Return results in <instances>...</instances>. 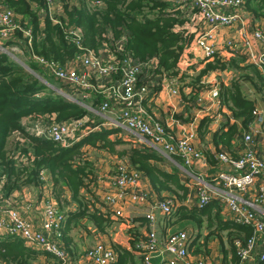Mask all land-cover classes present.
Wrapping results in <instances>:
<instances>
[{
	"label": "trees",
	"instance_id": "1",
	"mask_svg": "<svg viewBox=\"0 0 264 264\" xmlns=\"http://www.w3.org/2000/svg\"><path fill=\"white\" fill-rule=\"evenodd\" d=\"M59 1L62 13L51 15L44 0H0L1 5L14 13L17 21L11 37L17 43L23 42V32L30 30L31 47L28 55L66 67L77 56L106 48L121 62L129 58L133 66L138 68L137 90L148 88L151 94H156L164 80L177 79L181 85L180 90L190 89L189 95L183 96L187 103L186 113L173 116L175 121L182 124L190 122L191 111L198 109L197 102L200 103V99L208 92L204 91L206 82L201 80L202 77H207L213 72L238 74V77L232 79L228 85L221 83L219 87L217 99L220 107L229 113L227 123L213 135L214 143L218 146H215V153L230 152V141L234 138L240 139L239 128H245L253 121L257 102L264 103V80L257 68L247 63L242 55L226 60L216 54L212 60L204 61L203 68L195 76L179 71L180 57L194 39L192 34L187 33L189 15L186 14V10L182 12L177 6H172L164 0ZM244 8L250 12L254 23L264 18V0H246ZM189 11L190 14L198 12L195 8ZM53 20L59 23H54ZM19 25L22 30L19 29ZM69 26H75L80 30L78 41L67 33ZM151 62L154 63L152 68L145 67L151 66ZM23 64L32 73L26 71ZM120 77V74L116 73L111 76L110 81L118 83ZM108 81H104L105 85ZM244 83L249 84L260 99L252 98V95L247 96L242 89ZM50 84L73 94L66 84L53 79L44 68L31 59L23 60L19 56L14 59L10 54L0 52L2 199H8L15 192L24 189L41 190L43 181L40 174L48 172L52 185L51 194L59 211H63L71 204L75 205L73 212H64L65 225L62 229L66 251L71 257H75L68 248L70 240L66 237L71 229L83 225L82 221H86L96 233L107 235L108 231L118 224L111 219L110 211L102 212L100 208H96V202L92 200L89 191L90 184L96 182L98 174L85 149H98L102 153L116 156L133 168L140 175V180L147 181L151 188L150 196L158 200L168 197L174 201V210L164 217L162 223L171 224V221H175L176 225L170 233L177 232V226L181 230L185 222L196 226L197 238L190 244L192 255L209 259L208 255L211 254L209 242L216 239L222 246L227 247L221 252L223 264L240 262L236 255L234 240L240 241L244 246L251 235V230L223 218L222 205L218 200L212 199L201 208L196 205L187 206L185 201L190 194L188 179L174 166V163H181L177 156L170 162L145 144L136 146L131 142L129 148L118 150L117 147L128 142L112 139L111 137L119 133L115 129L103 128L91 132L68 147L24 133L21 121L28 117L32 119L55 117L56 123L84 117L90 120L98 118L77 102L54 95L56 91L50 89ZM88 91L93 93L92 90ZM93 94L95 96H88L84 103L100 108L105 100L97 93ZM210 118L205 116L195 124L201 140L208 133ZM229 119L238 122L239 126L235 122L230 124ZM160 122L165 128L164 122L161 120ZM88 125L98 126L90 122ZM15 133H19V140H15ZM10 139L13 141L8 147ZM214 155L209 152L204 155L211 168L216 166ZM164 166L171 171L166 170ZM138 219L134 218L133 224L140 222L139 227H132L126 232L129 249L110 243L116 255L113 264H146L144 257L147 252L139 250L137 244L145 243V236L139 229L143 225L147 232L148 224L144 218ZM202 229L207 230V235L205 233L206 236L201 240L199 233ZM39 257L55 259L42 251L26 247L19 238L11 236L0 238V264H35ZM154 261L152 258L149 263L152 264Z\"/></svg>",
	"mask_w": 264,
	"mask_h": 264
},
{
	"label": "built area",
	"instance_id": "2",
	"mask_svg": "<svg viewBox=\"0 0 264 264\" xmlns=\"http://www.w3.org/2000/svg\"><path fill=\"white\" fill-rule=\"evenodd\" d=\"M245 1L172 0L179 9L183 7L197 9L198 12L191 14L189 21L195 27L193 42L205 59L212 60L218 52L216 51L218 43L214 41L217 30H232L236 37L239 33L240 41L229 39L236 38L231 36L222 45L229 51L239 52L240 55L243 51L246 62L255 66L264 80V25L251 22V14L244 8ZM44 2L48 7L46 0ZM48 11L50 13L49 8ZM14 18L15 15L10 9L0 5V41H2L0 51L2 52L6 49L3 48L5 41L16 29ZM53 22L59 23L57 20ZM67 33L78 41L81 32L75 26H69ZM25 34L29 36L26 41L29 50L30 30ZM255 46H260L261 50ZM104 51L108 53L106 59L100 57ZM29 59L44 68L53 79L66 84L73 91L71 96H82L87 99L85 91L88 90L101 94L105 102L100 106V114L105 112L113 114L115 109L120 107L121 109L116 120L102 121L100 125L93 127L88 125L89 122L92 124L88 117L62 123H56L55 117L41 119L28 117L21 121L24 133L68 147L88 133L100 131V127L123 131L120 129L122 127L142 138L143 144H148L147 147L156 149L167 159L172 161V157H180L191 172L196 171L206 176V172L213 169V181L228 191L225 196L215 199L226 204L227 214L231 216L230 220L251 230V235L244 246L240 241L234 240L237 257L243 263L254 262V252L262 248L263 252L257 263L264 264V115L262 113L254 111L253 121L245 128H241V149L237 154L214 153L216 166L211 168L203 153H200L195 145V130L189 133L185 131L181 133L178 130L175 135L173 129L166 123L164 128L150 111L155 94L149 97L148 88L136 89L139 71L129 58L121 62L109 50L103 48L98 52H87L77 56L66 67L36 56L30 55ZM153 66L154 63L151 62V66L145 67ZM116 73L121 76L118 83L110 81L111 76ZM103 80H109L107 85ZM179 86L177 79L164 80L160 89L177 96ZM210 94L214 95L213 92ZM14 137L19 140V133H15ZM198 168L201 169L196 170ZM40 179L44 181V172L40 174ZM92 186V184L89 186L91 196L99 197L98 202L111 212V218L115 221L126 216L127 207L142 209L148 231L144 234L145 243L140 242L137 247L147 252L144 257L146 264H150L152 258H158L157 264H211L209 259L191 254L190 244L195 236L190 232L179 230L175 233L169 231L163 237L157 235V224L172 213L174 201L168 197L158 200L150 196L149 191L141 187L140 175L125 162L117 163L112 171L98 175L96 187ZM189 198L185 201L187 206L192 203ZM212 198L208 186L202 180H198L195 205L201 208ZM40 212L38 230L33 231L30 224L13 210L11 198L0 197V232H4L5 236L19 238L28 248L34 247L33 249L54 257L53 261L59 262L58 264H73L71 255L63 244L62 229L65 225V216L59 211L50 192L41 200ZM158 216L159 221H157ZM95 244L79 259H83L87 264H113L116 255L111 245L98 234ZM49 263L52 264V261L43 258L40 264Z\"/></svg>",
	"mask_w": 264,
	"mask_h": 264
},
{
	"label": "crops",
	"instance_id": "3",
	"mask_svg": "<svg viewBox=\"0 0 264 264\" xmlns=\"http://www.w3.org/2000/svg\"><path fill=\"white\" fill-rule=\"evenodd\" d=\"M59 3H60V1L57 2V6H58ZM60 5H61V3H60ZM57 6L54 8V10H51L53 15H57V11L59 10V9H57ZM247 12H249V11H247ZM251 22L254 23L252 20H251ZM255 22L258 23V24L264 25V20H259L258 19ZM194 30H195L194 24H192L189 21V24L187 26V32L191 33L194 36ZM231 36L236 37L235 32L232 31V30H225V29H223V30L218 29L217 30V36L214 39V41L217 42L218 46L220 47V49L217 52V55H219V57L222 58V59L228 60L231 57L235 56L234 52L229 51L225 46L222 45L224 43V41L228 40V38L231 37ZM229 39H233L236 42H239L240 41L239 33H238V36L236 38H232L231 37ZM255 47L258 50H261L260 46H255ZM204 61H205V57L203 56L202 52L200 50H198V48L195 46L194 42L192 41V43H190V45L187 46L184 49V51H183V53H182V55L180 57V62L178 64V67L180 66V69L185 67L187 69H191L192 71L194 70V71L198 72L201 68H203V66L205 64ZM230 74H232V73H230ZM201 79H202V81H205L204 79H206V77H202ZM103 81H106V80H103ZM225 85H227V84H225ZM178 89H179V93L177 94V96H172L170 94V92H168L167 90H161L158 95L155 94V96H154V98L152 100V103H151L152 105L150 107V111L152 113H154V115L156 116V118L159 119V121L161 120L162 122H164V124H165L166 117L164 116L163 111H162L163 107H161L159 105L160 101L169 102V103H173V102L177 103L178 108L180 107V111L182 110V112L180 114H178V115H183L184 113H186V106L185 105L187 103L185 102L184 97H187L189 95L190 89L188 88L187 90H185V89L180 90L181 87L178 88ZM85 93H86L87 96H95L93 94L94 92L91 93L90 91H85ZM252 93L254 94V95H252L253 96L252 98L260 99L259 95L254 90L252 91ZM98 95L102 96L101 94H98ZM151 95L152 94L149 92V97H151ZM258 105L261 106V107H264V103L262 101L261 102H257V106ZM213 108L217 112L216 116H210V115L204 114L200 118V117H196V115L194 116L196 110H192L193 116L190 117V122L189 123L182 124V123L176 121L177 123H174L172 125V127L174 128L173 130H174L175 133L178 130H180L181 126H183L188 132H193L195 130V134H196L195 145H196L197 149L200 151V153H203V155H205V153H207V152H209L211 154L216 152L215 146H217V145L214 143L213 135L215 133H217L219 130H221L223 128V125L227 123V119L226 118H227V115H228L229 112L225 108H220V107L218 108L217 106H214ZM120 109H121V107L118 108V109H115L113 111V114L112 113L109 114V112H105L104 114H98V117L100 118V122L109 121L110 119L111 120H116V118L119 116V110ZM211 109L212 108H210V110ZM207 110H209V108L206 109L205 111H207ZM173 116H177V115H173ZM205 116L211 117L210 118L211 119V123H210L209 128H208V133L205 134L204 139L201 140L198 137L195 124H198V122H200V120L203 117H205ZM234 122L239 126L238 122L234 121L233 119H229V123L230 124H232ZM120 129L123 130V131H118L119 132L118 133L119 137H116V138L111 137L112 139H115V140H118V141H124V142H127L126 139H128L130 141L132 136L136 137L137 139H140L139 137L135 136L133 133H131L130 131L125 130L124 128L121 127ZM239 129L241 130V128H239ZM239 134H241L240 131H239ZM239 140L240 139L234 138V139H232L230 141V146H231L230 147V152L231 153L237 154V152L239 150L238 149V141ZM149 148H151V147H149ZM151 149L154 150L155 152H158L154 148H151ZM158 153L160 154V152H158ZM88 154L89 153H87V156H88ZM105 154L108 155L107 157L109 159L119 160L116 156H113V155H110V154H107V153H105ZM161 155L163 156V154H161ZM178 158L181 160V163H179V164L178 163H174V166L188 179V185H189V182L193 185V184H197L198 180H202L208 186V188L210 189V194H211V197H213V198L222 197V196H225L228 193L227 190L223 189L221 186L217 185L213 181V173H214L213 169H209L206 172V176H203V175L198 174L196 171H192L191 172V170H188V168L184 165L183 160L180 157H178ZM88 159H89V161L94 163L95 168H97L98 174L99 173H106L107 171H112L115 168L116 164L118 163V161H117V163H111L109 161L107 163V165L105 164L103 167H101L100 165H98V163L94 162L93 157H89L88 156ZM167 160L170 161V162H173V159H172V161L169 160V159H167ZM119 162H124V161L119 160ZM164 168L166 170H168V171H171V169L166 167V166H164ZM199 169H201V168H198L196 170H199ZM197 175H200L198 180L196 179ZM206 178H208V179H206ZM210 182H214V184H211ZM141 184H142L141 187L146 189L147 191H150V194H151V188H150V186H148L147 181L146 180H141ZM51 187H52V185H51L50 176H49L48 172H44V181H43V186H42L41 190L24 189V191H22L21 193L22 194H24V192L29 193L28 197L30 199H32V200H35L34 201L35 206H38V208H39V207H41V200L43 199V197L45 195L49 194V192L51 193ZM190 194H191V191H190ZM218 201L222 205V207H221L222 208V212L221 213H222L223 218L224 217H231L230 215L227 214L226 204L225 203L222 204L221 200H218ZM66 209H68V210H66L65 213H67L69 211L73 212L74 209H75V205L71 204ZM101 211L105 212L106 210L104 211L103 209H101ZM110 216H111V213H110ZM125 217L129 219V220H127V221H129V223L127 225L124 222H120V221H115L114 220L115 222H118L117 225L119 226V231H117V229H118V227H117L116 230H115V232L117 231V233L115 234V238L112 239V240L110 239L109 235L96 233L95 229L91 227L92 228V233L100 235L102 237V239H105V238L107 239L108 238L109 242H112L114 244H119L122 247H125V248L129 249L130 248V245H129V242H128L129 239H128L127 235L123 234L121 229H123V228L124 229H130V228L136 227V226L139 227L140 222L139 223L136 222L135 224H133V219L134 218L143 219L142 209H136V210L132 209V210H130L129 212L126 213ZM32 219H35V218L32 217ZM141 219H138V220H141ZM159 220H160V217L158 216L157 221H159ZM170 223L171 224H169V223L163 224L162 222H159L157 224V235L160 236V237L164 236V234H167L173 228V226L176 224L175 221H171ZM186 227L190 231H191V229L197 231V229L195 228L196 226L193 223L185 222V224H183L182 230H186V229H184ZM88 230L91 231L90 227H88ZM178 230H180V229L177 226L176 227V231H178ZM188 230H186V231H188ZM139 231H140L141 234H145L146 233L145 232V228L143 227V225L140 227ZM202 232H203V230H202ZM200 235H201V232L199 233V237H200V239H203L204 237H201ZM203 235L205 236V233H203ZM117 239H121L123 241L117 242ZM94 240H95V236H94ZM209 244H210V247H211V254L208 255V256L210 257L212 255V259H213V263L212 264H223L222 263V253L221 252H222V249L227 248L226 245L222 246L221 243L218 242L217 240H210ZM72 252H73V254H75V257L74 256L71 257L73 264H87L83 259H79L80 255H82V254H80V255L77 254L78 252H77L76 248H74V250L72 248ZM262 252H263L262 248H259L258 250H256L254 252V255H253V257L255 259L254 262L243 263V262H239L238 261V264H258L257 261L260 258ZM214 253L217 255V257L214 256ZM46 259L49 260V261H53L52 259H48V258H46ZM157 262H158V258H155V261L152 264H157ZM52 264H58V263L57 262L54 263V261H53Z\"/></svg>",
	"mask_w": 264,
	"mask_h": 264
},
{
	"label": "rangeland",
	"instance_id": "4",
	"mask_svg": "<svg viewBox=\"0 0 264 264\" xmlns=\"http://www.w3.org/2000/svg\"><path fill=\"white\" fill-rule=\"evenodd\" d=\"M58 1L59 0H46V2L48 3V8L50 10V14L53 15V13H52L51 10H54V8L57 6V2ZM166 2H168L170 5L174 6V2H172V0H166ZM189 4H190V2H189ZM57 9H59L57 11V15H59L60 13H62V7H61L60 3L58 4ZM180 10L182 12L186 10V14L189 15V17L192 16L190 14V11H189V9L187 7H183ZM39 16H40V14H39ZM15 19L16 18H14L13 22H14V24L16 26L17 21H15ZM24 22L27 24V21L26 20H24ZM19 29L22 30V28L20 27V25H19ZM26 31L27 30H25L23 32L24 41L23 42L21 41L20 43H17L15 41V39L10 36L5 41L6 43H4V45H3L4 46L3 48H6L5 51H3V52H6L7 54H10V56L12 58H14V59L16 58V56H19V58H21L23 60H30V59H27V57L29 56L28 55L29 53H28V49L26 47V41H27V39H28L29 36H27L25 34ZM0 42H2V41H0ZM219 49H220V47L218 46L217 49H216V51H218ZM240 53L243 56V51L240 52ZM234 55L235 56H239V52L238 53H235ZM107 56H108V53L104 51V52L101 53V56L100 57L102 59H106ZM205 60H208V59H205ZM18 62H20V61L18 60ZM179 62H180V60H179ZM23 68L26 71H28L29 73H32L31 70L28 67H26L24 64H23ZM179 71L181 73L187 74V75H194L195 76L197 74V71H194V70L192 71L191 69H187L185 67L182 68V69H180V66H179ZM230 73L231 72H224V73L213 72V73L209 74L206 77V79H204L206 81V83H204V87H205V90L204 91H206V92L208 91V93L202 97V102L201 103L197 102V108L198 109L195 111L194 116L196 115V117H200L201 118L204 114H207V115H210V116H216L217 115V112H216V110L213 107L214 106H217L218 108L220 107L219 101H216V100H218L217 99V94H218V91H219L220 84L223 83L224 85L225 84L228 85L230 80L236 79L238 77V74H234V73L233 74H230ZM52 88H54V90L57 92V93L54 92L53 93L54 95H60V96H62L64 98L68 99L69 101L77 102L78 104H80L81 106L85 107L88 111L96 114L97 116H98V114H100V112H101L100 111V108H96V107H93L92 105L90 106V105L84 103V100L85 99L82 96H71L70 93L67 90H62V89L58 88L56 85L50 84V89L52 90ZM242 89H243V91L245 92V94L247 96L254 95L252 93L253 89L250 87L249 84L244 83L242 85ZM160 91H161V89H159L157 91L156 95H158L160 93ZM178 92H179V89H178ZM211 92H213V94H214L213 96H211V94H210ZM159 105L161 107H163L162 111H163L164 116L166 117L165 123L171 129H174L172 127V125L174 123H176V121L173 118V115L180 114L182 112V110L180 111V107L178 108L177 103H174V102L173 103H169V102L160 101L159 102ZM208 108H209V110L205 111ZM210 108H212V109L210 110ZM254 111H256V112H258L260 114L262 113L264 115V107H261L259 105L257 106V104L255 106V110ZM191 114L193 116L192 111H191ZM98 118L91 120V122H92L93 125H98L100 123V120H98ZM100 128L103 129L102 127H100ZM180 131H181V133H182V131L188 132L183 126H181ZM174 134L177 135L175 132H174ZM113 137L114 138L119 137V134L114 135ZM12 141H13V139H10V141L8 140V147H9V144H12ZM126 141L128 142L126 144L127 146L126 145H121L120 147H117V149L118 150L127 149V148H129L128 145L131 144L132 142H133L132 144H134L136 146H138L139 144H143V139L142 138L137 139L134 136L131 137L130 141L128 139H126ZM146 145H148V144H146ZM238 149L239 150L241 149L240 140L238 141ZM100 151L101 150H98V149H94L93 150L91 148L85 149V152L86 153H89L88 156L89 157H93L94 162L98 163V165H100L101 167H103L105 164L107 165V163L109 161L111 163H117V161H118V163H121V162H119V160L109 159L107 157L108 155H106L105 153L102 154V152H100ZM97 174H98V172H97ZM98 175H101V173H99ZM206 179H208V178H206ZM96 182H97V179H96ZM96 182L91 183L93 185L92 187H96ZM138 185H139V183H138ZM141 186H142V184H141ZM22 191H24V190H22ZM22 191L15 192L10 197L11 200H12L13 210L16 211L19 214V216H20L21 219L27 221L30 224V226H31V228H32L33 231H37L38 230V223L40 221V219H39L40 217L39 216H41L40 207L38 208V206H35V203H34L35 200H32V199H30L28 197L29 196V193L24 192V194H22L21 193ZM91 198H92V200H95L96 207L97 208L103 209L104 211L105 210L108 211L107 208L103 204H101V203L98 202L99 197H97V198L91 197ZM189 199L192 201L191 205H189V206H193V205L196 204V202H197V199H196V187H193V189L191 191V196H190ZM66 210H68V209H64L63 211H61V213L64 214V212H66ZM126 210H127V212H129L130 210H132V208L131 207H127ZM32 217L35 218V219H32ZM225 218L226 219H229V217H225ZM127 220H128V218L123 217V218H120L118 221L124 222L127 225L129 223V221H127ZM82 224L83 225L78 226V227H76L74 229H71L69 231V233L67 234V236H66L70 240L69 246H68V248L70 249V251H72V248H73V250H74V248H76L77 249V252H78L77 254H79V255L80 254H83L85 251H88V250L92 249L94 247V245H96L95 244V240L97 239V234H93L92 233V228L89 225L86 224V221H82ZM88 227H90L91 231L88 230ZM117 227H118L117 231H119V226L118 225H115L107 233V235H109V237H110L111 240L115 238V234L117 233V231L115 232V230H116ZM184 229L188 230L187 227L184 228ZM121 230H122V232H123L124 235H127L126 232H127L128 229H124L123 228ZM202 230H203V232H202ZM202 230H201V235L200 236L201 237H205L207 235V230H204V229H202ZM188 231L193 236H195V239L197 238L198 232L196 230H192L191 229V231L190 230H188ZM203 233H206V235L204 236ZM223 234L225 235L226 233H223ZM94 236H95V240H94ZM1 237H5V233L4 232H0V238ZM103 240L106 241L109 244L111 243V242H109L108 238L107 239L105 238ZM119 241H123V240L117 239V242H119ZM63 244H64V242H63ZM31 248H34V247H31ZM214 256L217 257V255L215 253H214ZM40 257H39V260L38 261H35V264H40L43 261V258L40 259ZM209 260H210V262L212 264L213 263L212 255L209 257Z\"/></svg>",
	"mask_w": 264,
	"mask_h": 264
},
{
	"label": "clouds",
	"instance_id": "5",
	"mask_svg": "<svg viewBox=\"0 0 264 264\" xmlns=\"http://www.w3.org/2000/svg\"><path fill=\"white\" fill-rule=\"evenodd\" d=\"M0 52H2V51H0ZM52 89L54 90V88H52ZM72 102H73V101H72ZM160 154H161V153H160ZM163 156H165V155L163 154ZM165 157H166V156H165ZM199 177H200V176L197 175L196 178L199 179ZM198 179H197V180H198ZM210 183H211V184H214V182H210ZM187 186H188L189 190L192 191L193 187H196V184H193V185H192V184L189 182V185L187 184ZM149 193H150V191H149ZM190 196H191V194L188 195V197H190ZM188 197H187V198H188ZM212 199H215V198H212ZM212 199H211V200H212ZM215 200H217V199H215Z\"/></svg>",
	"mask_w": 264,
	"mask_h": 264
}]
</instances>
